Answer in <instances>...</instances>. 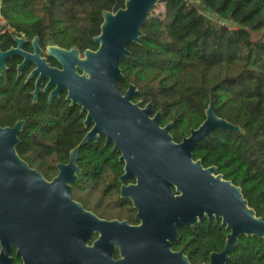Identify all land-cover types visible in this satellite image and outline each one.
Returning <instances> with one entry per match:
<instances>
[{"label": "trees", "instance_id": "obj_1", "mask_svg": "<svg viewBox=\"0 0 264 264\" xmlns=\"http://www.w3.org/2000/svg\"><path fill=\"white\" fill-rule=\"evenodd\" d=\"M127 0H0L7 25L28 38L38 36L64 49L96 51L103 12L115 13ZM202 9L185 0H160L141 28L140 45L129 44V59L119 61L123 94L129 85L140 93L133 102L151 103L162 127L180 143L205 120L211 104L221 120L242 133L215 130L193 152L194 161L242 190L248 206L264 220V0H200ZM215 17V21L205 14ZM35 116V115H34ZM84 116L67 108L56 120L32 117L16 148L22 160L54 175L86 135ZM84 186L117 197L122 175L111 146L89 143L78 154ZM89 192V191H88ZM193 235L195 264L221 253L227 232L214 221L182 229ZM186 241V238H184ZM228 264H264V242L240 238Z\"/></svg>", "mask_w": 264, "mask_h": 264}, {"label": "water", "instance_id": "obj_2", "mask_svg": "<svg viewBox=\"0 0 264 264\" xmlns=\"http://www.w3.org/2000/svg\"><path fill=\"white\" fill-rule=\"evenodd\" d=\"M159 1L127 0L117 12H103L100 33L93 39L96 51L80 54L76 48L47 46V54L62 70L43 69L41 78L49 79L47 87L56 86L52 95L64 89L69 106L79 107L84 115V128L91 127L69 153L68 163L55 166L58 173L50 182L30 169L16 152L22 123L0 128V220L11 218L17 209L25 215L34 212L36 217L44 210L51 226L53 220L63 217L99 220L71 201L70 190L80 175V149L104 137L105 145L112 144L111 151L119 155L118 162L123 166L118 179L122 184L119 199L132 204L135 218L142 223L135 231H147L149 227L152 232L169 233L174 240L179 230L214 221L225 228L227 235L223 251L212 253L207 264H228L229 252L240 238L255 237L264 242V220L248 206L239 187L224 180L215 167L204 168L200 160L194 161L193 152L217 129L242 131L219 119L209 104L204 122L180 143H174L172 124L161 127V113L153 114L151 103L143 106L133 102L140 96L133 85L123 94L118 89L123 80L119 61L130 58L126 49L129 44H141V28ZM185 1L195 6L201 3ZM16 53L0 54V65ZM1 68L3 74L4 65ZM129 180L135 183L123 185Z\"/></svg>", "mask_w": 264, "mask_h": 264}, {"label": "flooded vegetation", "instance_id": "obj_3", "mask_svg": "<svg viewBox=\"0 0 264 264\" xmlns=\"http://www.w3.org/2000/svg\"><path fill=\"white\" fill-rule=\"evenodd\" d=\"M48 45L57 46L38 36L28 38L11 28L0 31V54L18 52L2 61L1 65L5 67L3 74L0 65V128H13L21 122L18 140L32 117L56 120L67 108H77L78 115L84 116L79 107L69 106L64 89L52 95L56 86L47 87L49 79L41 78L43 69L62 70L58 61L47 54ZM35 49L38 50L37 56ZM79 53L82 54L80 51ZM36 69L42 71L33 74ZM89 129H85L86 132ZM101 140L104 147L111 146L112 150V144L105 145L104 137H99L92 143L98 144ZM111 154L116 153L111 151ZM30 169L35 170L47 182L58 173L55 168L54 175L45 178L42 172ZM118 179L117 197L105 205L102 203L109 198L105 194L109 186L104 188L106 190L102 193L103 197L98 193L99 185L95 188L88 187L91 192L83 194L87 186H84L81 170L77 183L71 186V201L99 220L63 217L53 220L51 226L50 218L45 217L44 210L42 215L36 217L34 212L30 211L25 215L18 209L11 218L1 219L0 264H195L191 233H180L179 230L175 239L170 240L172 235L169 233L164 235L152 232L149 227L147 231H135L142 223L135 218L132 204L119 199L122 184ZM134 183V180H129L123 185ZM115 208L118 209L117 213L112 210ZM108 211L113 215H109ZM207 263L208 261L202 264Z\"/></svg>", "mask_w": 264, "mask_h": 264}, {"label": "rangeland", "instance_id": "obj_4", "mask_svg": "<svg viewBox=\"0 0 264 264\" xmlns=\"http://www.w3.org/2000/svg\"><path fill=\"white\" fill-rule=\"evenodd\" d=\"M196 7L198 8V9H202V7H201V3L199 4V5H196ZM208 18H210V19H212V20H214L215 21V17L213 16V15H211V14H209V13H206L205 14ZM91 192V188L89 189L88 187L86 188V189H84L83 190V194H85L86 192ZM87 195V194H86ZM108 201H110V197L109 198H106V200L104 201L105 203H102V205H105L106 203H108ZM102 210H105V209H102ZM115 213H117L118 211V209L117 208H115V209H112ZM108 214L109 215H113V213H111V212H109L108 211Z\"/></svg>", "mask_w": 264, "mask_h": 264}, {"label": "built area", "instance_id": "obj_5", "mask_svg": "<svg viewBox=\"0 0 264 264\" xmlns=\"http://www.w3.org/2000/svg\"><path fill=\"white\" fill-rule=\"evenodd\" d=\"M7 29H10V27L7 25L3 15H2V12L0 10V31H4V30H7Z\"/></svg>", "mask_w": 264, "mask_h": 264}]
</instances>
